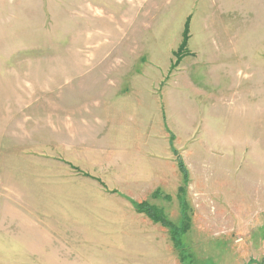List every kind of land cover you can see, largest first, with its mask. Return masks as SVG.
Returning a JSON list of instances; mask_svg holds the SVG:
<instances>
[{"label": "rangeland", "instance_id": "374dc122", "mask_svg": "<svg viewBox=\"0 0 264 264\" xmlns=\"http://www.w3.org/2000/svg\"><path fill=\"white\" fill-rule=\"evenodd\" d=\"M143 201L157 264H264V0H0V264H123Z\"/></svg>", "mask_w": 264, "mask_h": 264}, {"label": "crops", "instance_id": "0c3cea01", "mask_svg": "<svg viewBox=\"0 0 264 264\" xmlns=\"http://www.w3.org/2000/svg\"><path fill=\"white\" fill-rule=\"evenodd\" d=\"M117 194H120V193L117 191ZM125 198L127 197L125 196ZM122 225L128 226V227H134V229L126 230L125 234H120L118 236H109V237L104 236L108 240H105V238H103L102 244H100V246L97 244L92 245V250L94 251L92 254V261H94V257L97 259L98 256H103V255L107 256L108 258L114 259L113 254L107 252V249L111 247L112 243H115V244L118 243L120 247L123 249V251H121L122 253L121 257L119 258L120 261L123 262V264H143V262H145L144 264H157L153 260V257L157 255V253H155L154 251H158L162 248L164 249V251H166V253H168L167 257L169 255H172V257H174L175 245H174V242L171 241L169 229H167L166 227H163L159 223H155L154 221L150 219L149 220H135L134 219L129 222H124V224ZM67 227L66 229H68ZM57 233H60L61 235H58ZM37 235L39 237L41 236L44 237L43 240L47 244H51V243L56 244L55 242L69 241L68 240L69 235L67 234V231L65 229L59 230L57 232L55 229L54 234L50 233V235H48L47 232H44V230L38 226ZM62 235L66 236L65 239H63ZM71 235L72 237H70L71 238L70 241H72L73 236H76L75 240L78 242L79 238H78V232L76 229L71 230ZM47 236H50V238ZM57 237H60V238H57ZM88 237L89 239L91 238L90 241L95 243L96 240H95L94 235L91 236L90 234ZM38 241L40 242V240ZM48 242H51V243H48ZM161 244H162V248L160 247ZM102 249L106 251L105 254L100 253ZM51 257L57 259L56 254H53L50 256V254L47 251V246L41 245V244L40 246H36V250L32 249L28 252H25L22 255V258L24 259L26 258L45 259V258H51ZM144 259H147V260L144 261ZM167 263L170 264L168 260H167ZM50 264H55V261H51Z\"/></svg>", "mask_w": 264, "mask_h": 264}, {"label": "trees", "instance_id": "16d2710c", "mask_svg": "<svg viewBox=\"0 0 264 264\" xmlns=\"http://www.w3.org/2000/svg\"><path fill=\"white\" fill-rule=\"evenodd\" d=\"M183 46H184V48L186 47L185 44ZM176 162H177L178 168H179V170H180V172L184 178V185L181 186V188H180L181 193L179 194V198H180L181 203L184 206V214H183L184 219H183V227H182L183 232L182 233H185L190 228V224H189L190 218H189L188 214L186 213L187 201L185 200V198L182 195L186 194V186L188 185L190 178H189V171H188L184 161L182 160V158L179 155L176 157ZM160 195H162V194L160 192H158L156 197L160 196ZM165 197L169 198L168 195H165ZM148 203H149V201H143L141 203L136 202L135 204H133V206L137 212L146 214L149 218H151L152 221H154L156 223H161L164 227L168 228L169 231L171 230L170 234L172 236L173 242H175L176 241V236H175L176 232L173 231V227H175V225L170 220H167L165 218V216L160 212L159 209H157L155 206H151ZM174 245H175V243H174ZM179 245H180V243H179ZM178 250L181 253V251H183L184 248L183 247L180 249L178 248ZM180 261H181V263H183L185 261V257L182 256Z\"/></svg>", "mask_w": 264, "mask_h": 264}]
</instances>
